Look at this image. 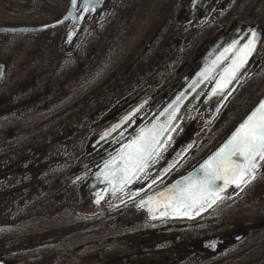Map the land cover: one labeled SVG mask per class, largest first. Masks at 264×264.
<instances>
[{"label": "rangeland", "instance_id": "obj_1", "mask_svg": "<svg viewBox=\"0 0 264 264\" xmlns=\"http://www.w3.org/2000/svg\"><path fill=\"white\" fill-rule=\"evenodd\" d=\"M108 2L109 14L91 20L71 52L61 46L64 26L40 33L0 34V63L7 69L0 81V101H6L4 106L13 114L24 113L19 128L43 131L34 147L51 144L52 151L57 146L63 149L59 165H64L65 158L75 148L74 143L80 140L85 141L83 156L74 165L87 161L90 156H85L84 150L88 140L105 128L109 116L122 107L137 105L143 98L155 94L160 86L164 88L163 97L178 87L199 46L219 29L216 23L205 18L179 23L177 16L184 4L182 0ZM67 7L68 0H0V27L50 23ZM216 15L225 23L236 20L243 25L259 23L264 27V0H231ZM263 95L264 43L213 112L199 114V105L192 107L168 147H172L191 122L192 133L167 165H152L132 188L110 201L98 194L80 191V215L93 219L110 216L183 175L184 168L205 152L213 151ZM56 140L58 143L53 144ZM77 173L70 174L69 180ZM78 189L80 185H76ZM219 198L191 221L143 217L142 224L135 227L118 226L111 232L92 234L41 252L31 251L26 258L32 261L30 258L58 250L63 256L67 254L64 259H69L68 251L78 248V261L82 263L73 264H138L136 260L140 258L150 261L175 257L173 243L205 253L210 249L201 248V241L233 233L238 237L245 230L248 235L240 243H227L222 245L223 250L207 253L214 264H226L228 259L264 241V161L252 178ZM8 204L2 203L0 216L8 213ZM69 223L71 219H49L45 223L33 219L23 225L0 228V243H17L28 234L53 232ZM18 249V245L10 248L11 251ZM96 251L104 252L103 256L88 260V255L92 257Z\"/></svg>", "mask_w": 264, "mask_h": 264}, {"label": "water", "instance_id": "obj_2", "mask_svg": "<svg viewBox=\"0 0 264 264\" xmlns=\"http://www.w3.org/2000/svg\"><path fill=\"white\" fill-rule=\"evenodd\" d=\"M215 1L216 0H186L177 16V21L181 24H186L190 20H202L213 7ZM86 2L88 4L87 9L85 8ZM105 2L106 0H75L74 5L73 0H68L66 11L59 19L51 23L39 26L0 27V34H32L65 25L61 46L64 47L67 52H71L91 18L95 16L99 10H102L103 15L109 12L110 8L106 6ZM233 28L234 24L230 26L229 30L222 38H219L218 44L221 46L216 49L218 51L214 49L209 51L206 55H198L193 59L191 67L185 72L181 79V86L173 93L171 99L168 100L166 104L160 107H148L146 113L138 117L146 108L147 103L151 100L150 98H147L129 110H126L128 106H125L109 116L108 120L111 121V123L90 138L85 148V154L90 156L107 143H110L111 146L106 150H101L94 157L79 165L77 168L79 175L72 179L70 183H82V192L89 194L98 193L105 201L113 200L133 187V185L139 180L145 170L156 160L160 152L167 147L174 133L183 123L186 115L196 103H200L197 111L199 114L204 111L207 113L213 112L235 85L240 75L249 67L255 58L260 44L264 41V29L259 25H250L246 27H238L231 39L223 44L227 34ZM253 32L256 33L255 51L248 58L247 62L236 72L235 77L226 84H223L222 90L217 88V85L222 84L223 79L226 78L228 74L226 70H229L232 67L233 60L236 59L235 53L253 38ZM218 36L219 35H216L211 42H214ZM233 44H235V48L232 47ZM239 44L242 45L239 46ZM5 71L6 65L0 63V80L3 79ZM261 101H264V95L258 100L246 116L236 124L235 128L228 134L226 139L219 144L214 151L204 157L197 166L186 172L184 175L177 177L161 189L137 200L134 203V207L145 213V217L148 220L162 217L191 218L205 210L211 203L206 204L203 208H200L199 211H196L195 209L185 211L183 209L176 210L173 207L166 208L164 206V201L158 194H168L170 188L175 187L178 182L183 184L187 177H191L193 182L202 177L203 172L201 166L224 147L239 126L259 106ZM151 112L153 113L152 120L143 124V121ZM192 130L193 123L191 122L170 148L162 162V166L167 165L184 147ZM156 133H159V143L157 145L159 148L158 154L151 158L148 167L145 168L144 172L138 179L125 185L122 191L119 190V185L115 184L114 190V183L109 182L113 179L111 167H106V165H111V162H113L115 158L120 157L121 155H126L130 151L128 146L132 145L133 142H138L141 139L150 135H155ZM261 162L262 161L259 162V165ZM248 179L249 178L246 177L245 181L241 182V185ZM216 183L220 187H223L222 180L216 181ZM231 187L237 186L234 183L229 184L219 193V196ZM150 198H152L151 201Z\"/></svg>", "mask_w": 264, "mask_h": 264}, {"label": "trees", "instance_id": "obj_3", "mask_svg": "<svg viewBox=\"0 0 264 264\" xmlns=\"http://www.w3.org/2000/svg\"><path fill=\"white\" fill-rule=\"evenodd\" d=\"M4 105L6 101H0V206L3 202H9L10 208L8 213L0 216V228L7 229L17 224L23 225L33 219L40 220L42 223L49 219H71V223L53 232L45 230L46 232L42 234H28L17 243H12V241L11 243H0L1 248L9 249L18 245L20 249H23L22 254L27 257L31 251L41 252L62 246L78 238L111 232L113 229H118V226H125L121 229H129L142 224L144 214L136 210L132 204L123 206L110 216H99L94 219L81 216L78 211L80 190H76L75 184H70L69 175H73L76 171L77 166L74 162L83 156L81 151L85 141L75 142V148H72L70 156L65 158L64 165H59V157L62 156L63 149L57 146V149L52 151L51 144L45 146L38 144L34 147L41 139L40 133L43 131L19 128L21 120L25 118L24 113L18 112L15 115L10 112V108ZM5 143L6 145L3 146ZM52 143L58 142L56 140ZM62 214L64 215L60 216ZM88 225L90 228L87 229ZM243 234L237 241L234 237L221 236L216 246L210 247V251L204 250L205 253L192 249L193 247L184 248L179 243H173L175 257L164 256L150 261L140 258L136 262L138 264H214L212 262L214 259L206 256L207 253H217L223 250L222 245L227 243H240L248 235L245 230ZM79 250L77 248L68 251L70 262H68L70 258L64 259L67 254L63 256V253L57 250V252H50L44 256L30 258L32 261H29V264L82 263V260L78 261ZM229 251L230 249L225 250V252ZM103 253L96 251L94 256L88 255V260L103 256ZM71 256L75 258V261ZM61 261L67 262L61 263ZM226 264H264V241L233 259H228Z\"/></svg>", "mask_w": 264, "mask_h": 264}, {"label": "snow or ice", "instance_id": "obj_4", "mask_svg": "<svg viewBox=\"0 0 264 264\" xmlns=\"http://www.w3.org/2000/svg\"><path fill=\"white\" fill-rule=\"evenodd\" d=\"M75 5V0H73ZM88 4L85 3L87 9ZM250 39L242 48L235 53L232 67L226 70L228 73L222 84L217 88L222 90L226 84L235 77L236 72L247 62L248 58L255 51L256 33H252ZM235 48V44L232 46ZM228 51V50H226ZM159 133L150 135L138 142L129 145L130 151L121 155L111 162V174L113 179L109 181L119 185V190L136 180L144 172L152 157L158 154L157 147ZM260 161H264V101L247 117L239 126L231 139L224 147L202 166L203 176L193 182L191 177L185 178L170 188L168 194L160 193L159 197L164 201V206L173 207L176 210L183 209L199 211L206 204L214 203L219 198V193L229 184H236L240 187L245 178H252ZM223 181V187L217 185L216 181ZM155 181H153L154 183ZM152 198H150L151 201Z\"/></svg>", "mask_w": 264, "mask_h": 264}, {"label": "flooded vegetation", "instance_id": "obj_5", "mask_svg": "<svg viewBox=\"0 0 264 264\" xmlns=\"http://www.w3.org/2000/svg\"><path fill=\"white\" fill-rule=\"evenodd\" d=\"M231 0H216L213 8L211 9V11L209 12V14L207 15V17L205 18L208 19L207 21L208 22H211V23H216V25L219 27V29L214 33V35L212 36V38H209L208 40H204L202 42V44L199 46V49H198V52H197V55H206L209 51H212V50H216L217 48H219L221 45L218 44V40L219 38H222L223 35L229 30L230 26L234 24V28L232 30L229 31V33L227 34L225 40L223 41V44L228 41L229 39H231V37L233 36V34L235 33L236 29L240 26H248V25H243V24H240L238 23L236 20H232L231 22L229 23H225V22H222L220 20H218V12H222L223 10H225V8L229 5V2ZM185 0H182V3H184ZM106 6H108L110 9H109V12L111 11V5L110 3L108 2V0H106L105 2ZM108 13H106L105 15L107 16ZM103 15L102 14V10H99L97 14H95V16L93 17L96 18L98 16H101ZM92 19V20H93ZM250 25H254V24H250ZM261 26V25H260ZM262 28H264L263 26H261ZM216 35H219L218 38L214 41V42H211V40H213V38L216 36ZM264 43V41L260 44L257 52H256V55L258 53V51L260 50L262 44ZM243 44V43H242ZM242 44H239L242 45ZM218 51V50H216ZM195 56V57H196ZM194 57V58H195ZM181 86V83L179 84L178 87H176L173 91H170L167 95H165L163 97V95L161 96V94L163 93L164 91V88L160 86V88L157 89V91L155 92V94H151L150 96L148 97H145L142 99V101L144 99H147V98H150V102L147 103L146 105V108L139 114L138 117L142 116L143 114L146 113L147 111V108L148 107H160L164 104H166L168 102V100L171 99L173 93ZM160 95V96H159ZM225 100V99H224ZM223 100V101H224ZM222 101V102H223ZM200 106V103H196ZM152 116H153V113H149L147 115V117L145 118V120L143 121V124H146L148 123L151 119H152ZM171 148V147H170ZM170 148L167 146L164 150H162L160 152V154L158 155V157L156 158V160L153 162L152 165H155V166H162V162L163 160L165 159L167 153L169 152ZM199 158H197L195 161H193L192 163H190L186 168H184V171L187 170L189 167L193 166L196 162H198ZM160 164V165H159ZM164 167V166H162ZM233 190V189H232ZM234 196V195H233ZM220 199V198H218ZM217 199V200H218ZM217 201H215L216 203ZM214 203V204H215ZM213 204V205H214ZM210 208V207H209ZM208 208V209H209ZM207 209V210H208ZM204 213V212H203ZM203 213H201L200 215H198L197 217H193V218H188V217H185V218H179V219H176V218H168V219H172V220H183V221H191V220H194V219H197L198 217H200ZM221 236H229L230 237H234V238H237L235 236V234L233 233L232 235H218L217 237L215 238H211V239H207V240H203L201 241V248H208L210 249V247H215L216 246V243L221 239L220 237ZM242 236V235H240ZM20 247V246H19ZM23 247V246H21ZM205 250V249H204ZM22 251L23 249H19V250H15V251H11L10 248L9 249H6V248H1L0 247V264H23V260L26 261L25 264H29V261L28 259L25 257L26 255H23L22 254Z\"/></svg>", "mask_w": 264, "mask_h": 264}]
</instances>
